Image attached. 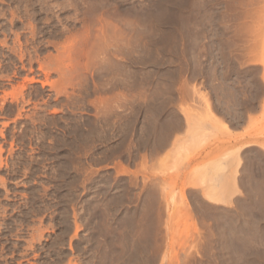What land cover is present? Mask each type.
<instances>
[{
	"label": "rangeland",
	"instance_id": "rangeland-1",
	"mask_svg": "<svg viewBox=\"0 0 264 264\" xmlns=\"http://www.w3.org/2000/svg\"><path fill=\"white\" fill-rule=\"evenodd\" d=\"M0 264H264V0H0Z\"/></svg>",
	"mask_w": 264,
	"mask_h": 264
},
{
	"label": "crops",
	"instance_id": "crops-1",
	"mask_svg": "<svg viewBox=\"0 0 264 264\" xmlns=\"http://www.w3.org/2000/svg\"><path fill=\"white\" fill-rule=\"evenodd\" d=\"M190 95H188V91H185L184 96H180V99L178 101V104L175 105L174 107L177 108V112H175V114H177V119L179 118L180 120V125L181 128L180 130L183 131H187L190 132L194 129L195 126V116H192L190 112H186V114L182 113L181 109H193V102L191 101ZM195 103V107L201 110H204L205 108L203 106H198V102H194ZM199 113V112H198ZM200 113H205V111H202ZM218 121H220L219 123H215V122H207L204 121V123H202L200 125V130H202L204 133H215L218 134V137L221 139H225V138H234L235 141H231V145H232V149H236L238 146H240V144H246L247 145H242L241 148H239V150H234L233 154L237 157H239L241 155L242 150L245 147H248L252 144H260L261 140L260 139H256V138H251L249 136H247L246 133V128L248 127V125L250 124V119H248V117L245 118V121L243 124H240L237 127H232L230 126L227 121H225L224 118L222 117H218L217 118ZM223 127H227L228 130L230 131V134L228 135ZM184 133H179L180 136H182ZM174 136V135H173ZM224 149V145L220 144L218 145V148H213V155L217 154V155H221L222 151ZM207 150V149H205ZM240 171V170H239ZM239 171L237 172V174L235 175L233 181H231L230 183H228V189L232 192V194L227 195V196H211V199H215V200H211L212 203H216V204H229L234 202V200L236 198H238L240 195H242L243 192V187L242 184L240 183V174ZM196 188H200L201 186H195Z\"/></svg>",
	"mask_w": 264,
	"mask_h": 264
},
{
	"label": "bare ground",
	"instance_id": "bare-ground-1",
	"mask_svg": "<svg viewBox=\"0 0 264 264\" xmlns=\"http://www.w3.org/2000/svg\"><path fill=\"white\" fill-rule=\"evenodd\" d=\"M22 88V87H21ZM15 90V89H14ZM15 92V91H14ZM17 92V91H16ZM19 94V93H18ZM22 110V109H21Z\"/></svg>",
	"mask_w": 264,
	"mask_h": 264
}]
</instances>
